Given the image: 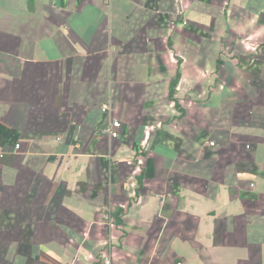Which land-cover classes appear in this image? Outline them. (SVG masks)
Returning <instances> with one entry per match:
<instances>
[{"label": "crops", "instance_id": "0c3cea01", "mask_svg": "<svg viewBox=\"0 0 264 264\" xmlns=\"http://www.w3.org/2000/svg\"><path fill=\"white\" fill-rule=\"evenodd\" d=\"M104 255L264 264V0H0V264Z\"/></svg>", "mask_w": 264, "mask_h": 264}, {"label": "built area", "instance_id": "2783aa9c", "mask_svg": "<svg viewBox=\"0 0 264 264\" xmlns=\"http://www.w3.org/2000/svg\"><path fill=\"white\" fill-rule=\"evenodd\" d=\"M106 3H110L111 0H103ZM109 105H104L103 110H109ZM122 127V123L118 119H111L108 123V125L101 129V132L107 135H110L111 137H119L120 135V129ZM102 217L103 220L106 221V223L109 226H113L115 222V215L114 210L110 205H107L104 207L102 211ZM98 264H112V259L109 255H104L103 258L98 262Z\"/></svg>", "mask_w": 264, "mask_h": 264}, {"label": "trees", "instance_id": "16d2710c", "mask_svg": "<svg viewBox=\"0 0 264 264\" xmlns=\"http://www.w3.org/2000/svg\"><path fill=\"white\" fill-rule=\"evenodd\" d=\"M175 83L177 82V80L174 81Z\"/></svg>", "mask_w": 264, "mask_h": 264}]
</instances>
